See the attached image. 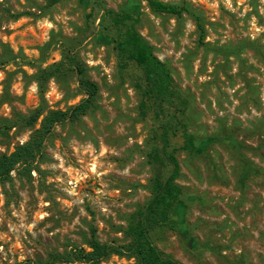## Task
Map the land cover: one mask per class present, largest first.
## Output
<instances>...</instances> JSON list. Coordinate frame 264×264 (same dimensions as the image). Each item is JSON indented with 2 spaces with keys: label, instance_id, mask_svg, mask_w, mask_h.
<instances>
[{
  "label": "rangeland",
  "instance_id": "1",
  "mask_svg": "<svg viewBox=\"0 0 264 264\" xmlns=\"http://www.w3.org/2000/svg\"><path fill=\"white\" fill-rule=\"evenodd\" d=\"M162 1L191 5L204 41L189 15L155 14L142 0H0V122L15 123L0 132V155L29 140L22 115L71 112L86 99L71 73L49 83L42 104L39 68L70 57L99 86L80 120L54 128L38 172L0 182V264L83 246L91 226L101 242L123 243L121 230L152 198L159 125L141 105V72L120 66L107 12L122 9L187 97L182 115L196 139L194 154L176 153V229L151 225L154 243L182 264H264V0ZM170 142L182 145L175 133Z\"/></svg>",
  "mask_w": 264,
  "mask_h": 264
},
{
  "label": "trees",
  "instance_id": "2",
  "mask_svg": "<svg viewBox=\"0 0 264 264\" xmlns=\"http://www.w3.org/2000/svg\"><path fill=\"white\" fill-rule=\"evenodd\" d=\"M63 0H46V7L52 8ZM155 14L181 15L187 14L196 22L200 32V40L204 41L206 30L203 18L189 4L168 3L162 0H142ZM97 6L100 4L96 3ZM109 28L115 31V50L120 60L121 68L136 67L141 72L142 94L141 105L149 109L159 125V141L161 147H153L150 153L154 175L150 191L152 198L139 208L121 232L126 241L123 243H103L97 235V230L91 226L89 235L83 246H74L63 253L49 255L46 259L25 260L8 264H102L112 256L127 257L134 260L133 264H182L172 255L163 252L151 237V225H160L176 229V223L171 215L180 201L183 188L177 183L181 177V166L176 156L178 150L194 154L196 151L195 136L189 131L186 119L182 113L188 99L176 84L172 71L164 63L154 47L140 32L128 22L134 17L126 10L108 11ZM78 75L82 93L86 96L83 103L74 107L71 112L62 110H47L39 106L28 115H22L19 123L33 132L27 142L19 144L14 151L0 155V182H11L13 174L27 177L39 170V165L45 157V145L50 140L54 128L67 120H80L90 105L95 104L99 86L86 75V70L75 59L65 57L63 60L39 68L33 75L37 85L39 98L45 102V94L51 81H57L70 75ZM40 121V127L36 129ZM12 121L0 122V132L14 127ZM5 125V126H2ZM175 133L182 142L180 148L171 147L170 138ZM168 166L171 171L165 177L163 169Z\"/></svg>",
  "mask_w": 264,
  "mask_h": 264
}]
</instances>
